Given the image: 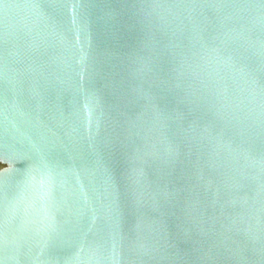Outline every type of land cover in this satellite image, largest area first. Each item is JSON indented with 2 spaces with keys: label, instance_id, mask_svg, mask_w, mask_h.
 Here are the masks:
<instances>
[{
  "label": "water",
  "instance_id": "95a60500",
  "mask_svg": "<svg viewBox=\"0 0 264 264\" xmlns=\"http://www.w3.org/2000/svg\"><path fill=\"white\" fill-rule=\"evenodd\" d=\"M0 264H264V0H0Z\"/></svg>",
  "mask_w": 264,
  "mask_h": 264
}]
</instances>
